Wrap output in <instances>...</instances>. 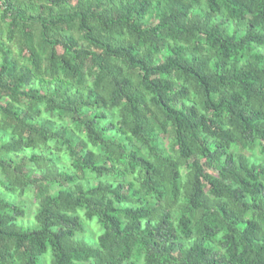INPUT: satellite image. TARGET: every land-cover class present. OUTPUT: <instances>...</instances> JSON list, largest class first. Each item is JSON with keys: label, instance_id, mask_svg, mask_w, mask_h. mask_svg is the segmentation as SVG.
<instances>
[{"label": "trees", "instance_id": "16d2710c", "mask_svg": "<svg viewBox=\"0 0 264 264\" xmlns=\"http://www.w3.org/2000/svg\"><path fill=\"white\" fill-rule=\"evenodd\" d=\"M0 138V264H264V0H0Z\"/></svg>", "mask_w": 264, "mask_h": 264}, {"label": "rangeland", "instance_id": "374dc122", "mask_svg": "<svg viewBox=\"0 0 264 264\" xmlns=\"http://www.w3.org/2000/svg\"><path fill=\"white\" fill-rule=\"evenodd\" d=\"M0 141H1V138H0ZM16 203L21 205V206H24L26 208V212L28 213V216L27 218H25L24 220L25 221H31V215L33 214L34 210H35V205L34 203L32 202V198L30 196H24V197H21V198H18L16 199ZM79 214L80 216H83V212L82 211H79ZM33 217V215H32ZM84 219V217H83ZM86 223H90V224H96V221L95 220H92V221H86ZM99 226V225H98ZM95 225H90L88 228L91 230V231H95L96 228ZM102 232V230L100 229L99 230V234ZM87 235L89 236V242L91 244H95L96 241H97V237H94V234L91 233L89 230H87ZM51 260H52V252L50 249H48V251L42 255L39 259V264H51Z\"/></svg>", "mask_w": 264, "mask_h": 264}, {"label": "clouds", "instance_id": "9594fccd", "mask_svg": "<svg viewBox=\"0 0 264 264\" xmlns=\"http://www.w3.org/2000/svg\"><path fill=\"white\" fill-rule=\"evenodd\" d=\"M127 205H125V207H126Z\"/></svg>", "mask_w": 264, "mask_h": 264}]
</instances>
